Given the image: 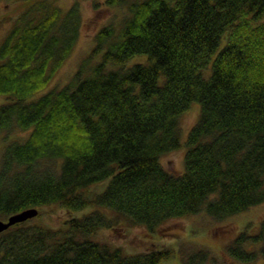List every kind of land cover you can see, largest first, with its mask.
Wrapping results in <instances>:
<instances>
[{
  "label": "trees",
  "instance_id": "obj_1",
  "mask_svg": "<svg viewBox=\"0 0 264 264\" xmlns=\"http://www.w3.org/2000/svg\"><path fill=\"white\" fill-rule=\"evenodd\" d=\"M15 1L0 37V136L30 133L0 157V219L52 204L92 209L58 227L41 213L11 226L0 264H161L174 248L127 251L97 234L152 233L197 213L222 221L264 203V0H104L122 18L53 87L81 35L80 0ZM195 104L183 143L181 117ZM184 144L185 170H168L162 157ZM252 227L227 246L234 260L264 258V219ZM178 252L182 264H218L205 248Z\"/></svg>",
  "mask_w": 264,
  "mask_h": 264
},
{
  "label": "rangeland",
  "instance_id": "obj_2",
  "mask_svg": "<svg viewBox=\"0 0 264 264\" xmlns=\"http://www.w3.org/2000/svg\"><path fill=\"white\" fill-rule=\"evenodd\" d=\"M75 0H59V3L68 8ZM98 1V0H97ZM99 7H94L93 0H80L82 7V26L81 35L71 56L65 61V64L57 72L50 82V87L63 86L77 71L80 62L84 57L92 52L96 46L95 36L97 32L110 22H118L123 16L121 8L107 7L104 0H99ZM20 10L15 0H0V37L11 25V18L15 17ZM3 96H0V102ZM200 105L195 104L187 111L182 118V142L186 141L188 132L197 122L199 117ZM30 130L19 129L7 139L5 134L0 136V157L5 145L12 140L24 141L29 135ZM165 154L162 157L163 165L170 171L181 173L185 170V152L186 146ZM1 160V158H0ZM107 182L92 185L90 191L100 192ZM92 208H86L80 212L68 213L64 208L57 204L41 207L40 213L42 220L49 226L58 227L63 220L68 217L83 215ZM264 219V203H260L246 211L227 217L222 221H215L206 213H197L183 217L173 218L162 226L156 232H150L144 226H129L116 229L101 230L97 237L102 241H108L112 245L123 247L127 251L146 250L157 245L158 247H172L175 254L162 262L161 264H182L179 249L198 250L205 248L211 250L218 264H264V258L258 251L254 260L244 263L234 260L228 254L227 246L236 238L237 235L246 228L249 223L255 227ZM254 232V230L252 231ZM155 241V243H154ZM259 246V245H258ZM257 248V246L253 247Z\"/></svg>",
  "mask_w": 264,
  "mask_h": 264
},
{
  "label": "water",
  "instance_id": "obj_3",
  "mask_svg": "<svg viewBox=\"0 0 264 264\" xmlns=\"http://www.w3.org/2000/svg\"><path fill=\"white\" fill-rule=\"evenodd\" d=\"M40 213L39 208L36 207H29L25 208L21 211L15 212L10 214L6 219H0V233L6 231L11 226H14L17 223L25 222L33 219L34 217L38 216Z\"/></svg>",
  "mask_w": 264,
  "mask_h": 264
}]
</instances>
